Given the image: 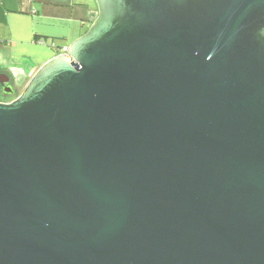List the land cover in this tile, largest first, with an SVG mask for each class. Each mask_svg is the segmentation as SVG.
<instances>
[{
	"label": "water",
	"instance_id": "95a60500",
	"mask_svg": "<svg viewBox=\"0 0 264 264\" xmlns=\"http://www.w3.org/2000/svg\"><path fill=\"white\" fill-rule=\"evenodd\" d=\"M0 89V264H264V0H94Z\"/></svg>",
	"mask_w": 264,
	"mask_h": 264
},
{
	"label": "crops",
	"instance_id": "0c3cea01",
	"mask_svg": "<svg viewBox=\"0 0 264 264\" xmlns=\"http://www.w3.org/2000/svg\"><path fill=\"white\" fill-rule=\"evenodd\" d=\"M96 16L94 0H0V74L19 95L37 70L82 36Z\"/></svg>",
	"mask_w": 264,
	"mask_h": 264
},
{
	"label": "rangeland",
	"instance_id": "374dc122",
	"mask_svg": "<svg viewBox=\"0 0 264 264\" xmlns=\"http://www.w3.org/2000/svg\"><path fill=\"white\" fill-rule=\"evenodd\" d=\"M13 98H11V97H7V96H5L2 92H1V89H0V102L1 101H11Z\"/></svg>",
	"mask_w": 264,
	"mask_h": 264
},
{
	"label": "built area",
	"instance_id": "2783aa9c",
	"mask_svg": "<svg viewBox=\"0 0 264 264\" xmlns=\"http://www.w3.org/2000/svg\"><path fill=\"white\" fill-rule=\"evenodd\" d=\"M52 47H53V46H52ZM66 49H67V48H63V49H62V53H65V52H66Z\"/></svg>",
	"mask_w": 264,
	"mask_h": 264
}]
</instances>
